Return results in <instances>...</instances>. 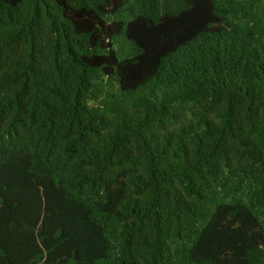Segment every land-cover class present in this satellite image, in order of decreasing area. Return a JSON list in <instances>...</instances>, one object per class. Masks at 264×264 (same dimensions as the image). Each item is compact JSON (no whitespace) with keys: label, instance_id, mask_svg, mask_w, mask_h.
Instances as JSON below:
<instances>
[{"label":"trees","instance_id":"obj_1","mask_svg":"<svg viewBox=\"0 0 264 264\" xmlns=\"http://www.w3.org/2000/svg\"><path fill=\"white\" fill-rule=\"evenodd\" d=\"M0 264H264V0H0Z\"/></svg>","mask_w":264,"mask_h":264}]
</instances>
